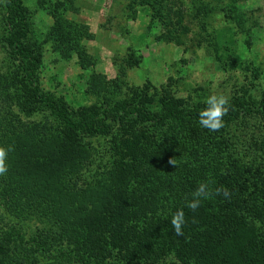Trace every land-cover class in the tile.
I'll use <instances>...</instances> for the list:
<instances>
[{"label": "trees", "instance_id": "1", "mask_svg": "<svg viewBox=\"0 0 264 264\" xmlns=\"http://www.w3.org/2000/svg\"><path fill=\"white\" fill-rule=\"evenodd\" d=\"M228 5L245 31L237 0ZM168 15L161 22L174 24ZM185 16L175 20L182 30ZM3 22L16 67L0 84V146L14 147L0 176V203L19 225L27 216L41 225L30 237L18 228L0 233V264H264L257 225L264 219V157L243 160L227 128L241 115L264 119V92L231 99L219 131L199 124L205 100L134 92L71 108L41 87L22 0H6ZM103 78L101 88L113 90L115 81ZM113 131L107 150L88 147L87 138ZM107 153L109 162H96ZM120 173L132 175L133 185L141 178L146 191L114 195ZM202 182L212 195L193 211L186 205ZM217 188H227L230 198ZM180 209L185 225L177 236L171 218Z\"/></svg>", "mask_w": 264, "mask_h": 264}, {"label": "rangeland", "instance_id": "2", "mask_svg": "<svg viewBox=\"0 0 264 264\" xmlns=\"http://www.w3.org/2000/svg\"><path fill=\"white\" fill-rule=\"evenodd\" d=\"M22 1L28 24L26 42L40 58L41 87L61 96L71 108L134 92L188 102L206 101L210 95L224 94L231 100L264 92V0H237L245 31L238 27L229 0ZM181 12L186 15L183 30L175 23ZM5 15L6 0H0V84H6L4 76L10 80L9 71L15 66L5 47ZM167 15L174 24L161 22ZM101 76L115 81L113 90L101 88ZM13 112L20 114L16 108ZM227 128L238 138L243 160L250 162L256 154L264 157V119L241 115ZM114 133L87 138L88 147L107 150ZM110 160L107 153L96 162ZM96 164L92 172L98 170ZM129 176L133 178L119 174L114 195L137 197L142 195L139 189L146 191L141 178L133 185ZM3 206L0 203V233L18 228L29 231L30 237L41 225L34 216L19 225ZM257 225L264 234V219Z\"/></svg>", "mask_w": 264, "mask_h": 264}, {"label": "clouds", "instance_id": "3", "mask_svg": "<svg viewBox=\"0 0 264 264\" xmlns=\"http://www.w3.org/2000/svg\"><path fill=\"white\" fill-rule=\"evenodd\" d=\"M230 97L224 94L210 95L205 101L206 107L199 113V124L209 131H219L224 127L223 117L229 112ZM12 145L0 146V176H4L8 172V164L6 163L8 153L13 151ZM170 164L176 166V161L171 159ZM216 194H222L226 199L230 198L231 193L227 188H217ZM212 195V191L208 183H200L192 193L193 199L187 203V207L195 211L201 204L202 199H208ZM171 225L177 236L183 235V226L185 225V214L182 209L177 210L172 215Z\"/></svg>", "mask_w": 264, "mask_h": 264}]
</instances>
